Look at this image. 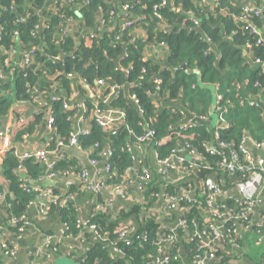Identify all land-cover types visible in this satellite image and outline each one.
<instances>
[{"label": "trees", "instance_id": "1", "mask_svg": "<svg viewBox=\"0 0 264 264\" xmlns=\"http://www.w3.org/2000/svg\"><path fill=\"white\" fill-rule=\"evenodd\" d=\"M161 1L0 0V124L17 103L30 102L40 109V113L35 122L19 131V136L29 135L45 117L46 107L39 102L43 97L57 94L62 88L68 92L66 98L73 105L69 98L67 74L78 75L93 89L96 88L95 81L102 79L119 86L117 97L109 107L124 112L125 125L118 126L116 134L112 135L89 117L94 106L92 101L85 102V112L64 109L60 102H56L52 107L54 138L49 148H54L59 138L68 141L74 131L73 119L78 115L79 129L86 131L79 135L80 147L91 149L97 144L98 149L109 148L112 154L107 163L113 176L107 183L119 184L126 169L133 165L128 146L136 142V137L153 130L150 143L157 147L160 158L167 156L177 142L187 141L197 149L205 163L197 181L216 176L214 181L218 186L227 191L234 190L237 182L246 179V174L228 175L217 170L218 156L207 154L203 144L212 140L215 127L220 132L221 141L237 150L245 136L251 135L256 142L264 141V133L260 134L264 103L258 101L257 107L241 105L237 98L238 94L245 98L260 92L264 102V66L254 63L256 58L264 61V19L252 14H248L249 18L244 22L234 18L243 13V6L248 2L259 5L263 0H209L206 3L201 0H168L158 8V17L153 7ZM125 5L129 7L127 10L123 9ZM125 21L132 23L122 28ZM251 26L262 31L263 38L252 32ZM63 30H67L64 35L61 34ZM90 34L94 37L85 43L84 37ZM259 39L261 42L257 43ZM14 46L19 49L14 57L16 60L20 61L25 52L32 54L28 65L7 61V52ZM183 64L186 69H178ZM156 80H160L158 90ZM217 84V93L230 101L227 111L223 112L226 125L219 128L215 123L208 128V124L202 123L185 139L172 133L171 127H176L183 116L176 107L161 106L158 100L173 104L181 102L197 116L208 117L212 98L210 89ZM237 84L244 86L236 91ZM155 94L158 100L154 99ZM95 103L102 110L107 108L103 102ZM167 136L171 138L158 144ZM188 163L189 160H185L184 165ZM73 167L72 159L67 156L49 168L32 159H19L13 155L12 149L0 153L1 174L9 183L10 217L17 219L20 225L27 206L35 197L22 187L23 179L19 175L22 168L30 180H38L49 172L60 176ZM194 181L193 177L182 184L185 188L180 189V184L161 183L153 178L142 185L143 202L122 206L114 213L107 209L97 211L95 204L88 223L95 225L101 239L87 252L83 264H151L164 255L170 257L171 264H183L178 251L180 241L188 260H195L204 254L199 247L202 239L207 238H213L210 247L215 252L213 260L225 262L230 259L233 244L243 241L228 229L234 227L232 223L240 226L245 221H217L200 214V205L182 195V191L191 189L196 192L202 186L199 184L198 187ZM53 192L61 198L67 194ZM161 192L177 196V210L167 211L164 201L157 207L158 193ZM95 197V203L103 206L102 197L99 194ZM234 197L221 202L234 208ZM51 210L59 211L61 222L67 223L65 234L81 235L83 232L86 236L89 233L76 226L78 215L74 201L67 202L64 207L51 205L48 212ZM161 211L165 221L176 222L181 218L186 220V227L162 228L158 219ZM140 212H147V215L138 229L126 239H120L119 221ZM260 214L264 216V210ZM213 223L222 228L221 235L216 238L210 229ZM195 229L203 233L201 237L193 234ZM169 236H172L169 241H160ZM6 240L10 245L9 239ZM114 247L120 252L113 254Z\"/></svg>", "mask_w": 264, "mask_h": 264}, {"label": "crops", "instance_id": "2", "mask_svg": "<svg viewBox=\"0 0 264 264\" xmlns=\"http://www.w3.org/2000/svg\"><path fill=\"white\" fill-rule=\"evenodd\" d=\"M50 0H47L49 2ZM245 56L248 58L249 55ZM79 76L73 77L69 81L70 87V99L73 105H79L86 101H100L107 105V108L103 110L100 119L108 125L121 126L124 123V114L120 108L109 107L119 92L120 88L114 87L113 83H106L105 86H95L93 89L85 82L79 80ZM242 86H244L242 84ZM216 85L211 86V104L209 107L210 114L207 119L203 120L202 123L208 124V128L213 127L218 122V113L216 111ZM56 88H59L58 86ZM126 90V87L124 88ZM58 95L66 97L68 92L62 88L58 89ZM262 103V97L260 92L256 95ZM154 99L158 100V95L155 94ZM161 106H174L182 114L183 122L195 120L194 113L190 112L181 102H169L167 100H158ZM22 106V108H18ZM23 113V116L28 119L27 124L35 122L36 116L40 113V109L35 107L30 102L17 103L13 106L11 113L3 119L0 126L5 129H10V142L5 146L0 142V148L12 149L13 155L19 157L26 151H32L41 147H49L50 143L54 138V131L47 126L46 116L42 117L40 122L36 124L35 130L29 135L21 134L19 131L24 126L12 127L16 123L14 116L17 110ZM79 116H75L73 119L74 131H78L79 127ZM262 131L264 133V111L261 115ZM26 124V125H27ZM254 139L251 135H248L245 141V145L255 154L264 155V151L256 148L253 145ZM8 142V141H7ZM178 145L181 142H177ZM47 147V148H48ZM49 149V155L47 159L48 165H55L57 161L61 160L60 156L64 155L71 158L74 167L65 171L60 176L54 177H42L38 180H30L26 174V170L22 168L19 171V175L23 181H30L31 183L38 185L43 191L48 192L49 190H57L63 193H71L73 201L76 205L78 217L86 221L89 219L92 209L96 204L95 195L85 187L81 181L80 175L82 171H86L91 179L105 180L108 182V175L105 171V160L102 158L97 159L94 163L91 161L93 158L92 151L90 148L83 147H63L58 153H54L53 148ZM133 156V165L126 169L124 177L121 183L112 184L107 183V187L103 189L99 195L104 201L103 210L107 209L110 213H114L122 206L143 202L144 193L139 187L146 182L151 181L153 178L157 179V182L161 183H172L180 178H184L188 181L194 177L196 181L194 184L199 187L200 181H197L200 175V171L205 168L203 160H199L196 165H193L186 169L180 167L176 162H173L170 168L163 174L160 167L157 164V147L151 145V143H137L134 142L131 148ZM186 156L185 154H180ZM45 165V164H44ZM47 166V165H46ZM48 167V166H47ZM146 167L149 170V176L146 179H141V170ZM193 176V177H192ZM213 176L211 179H215ZM121 186V190L117 189V186ZM0 226L6 227L10 218V211L8 205L9 183L5 181L1 174L0 168ZM229 195L236 196L235 190L229 191ZM163 200L159 197L157 199V207L162 205ZM167 210V209H166ZM262 209L254 210V216L257 218L259 211ZM168 211V210H167ZM202 214H206L203 211ZM144 212H140L136 216H130L125 219L127 223H130L134 227H138L145 217ZM158 217L162 228L170 227L174 228L176 222L172 220L165 221L164 214L161 211ZM25 219L27 221V231L21 237H15L13 233H5V239H9L10 245L14 250V255L11 258H7L0 247V264H29L33 258L37 259L42 264H58L59 261H66L68 264H83L87 256V252L98 242L97 237L94 233L89 232L86 236L82 232L80 235H61V218L59 211L51 210L44 215L39 213L38 205L36 203L27 206L25 211ZM164 219V220H163ZM86 233V232H85ZM1 235V234H0ZM52 236L49 243L45 245V237ZM179 241L182 238H177ZM45 249L42 253H37L39 248ZM113 254H117L112 250ZM179 253L182 256L183 264H196L197 259L188 260L184 251V245L180 241ZM231 258L225 262L212 260L209 264H264V248L256 244L253 239L246 238L241 244H233L231 248ZM37 254V256H36Z\"/></svg>", "mask_w": 264, "mask_h": 264}, {"label": "built area", "instance_id": "3", "mask_svg": "<svg viewBox=\"0 0 264 264\" xmlns=\"http://www.w3.org/2000/svg\"><path fill=\"white\" fill-rule=\"evenodd\" d=\"M209 0H201L202 3H206ZM216 1V0H211ZM165 3H168V0H162L159 5H155L153 7L154 14L160 17V14L158 12V8L161 5H165ZM129 7L127 5L123 6L124 10H127ZM248 14H252L255 16H260L264 19V0L261 4L255 5L252 2H248L243 6V13L239 16H235V20L239 22H244L248 20ZM23 18H20L22 20ZM131 21H125L122 24V28H125L129 25H131ZM195 23H197L195 21ZM251 31L255 32L256 34H261L262 37V31L257 30L255 27L251 26ZM67 32V30L61 31V34L64 35ZM94 37V34H90L84 37V42L89 43V41ZM261 39L257 41V43H260ZM19 49L17 46L11 47L8 50V59L9 63L13 64H20V65H28L31 59L32 54L25 52L22 55L21 60H16L14 57L18 54ZM125 55V54H124ZM57 58V57H55ZM254 63L264 66V61H261L259 58H256ZM69 79L71 80L73 77H76L78 75L74 73L67 74ZM79 80L85 82L83 78H79ZM157 82V90L160 88L159 83L160 80H156ZM106 81L102 79L96 80V85L98 86H105ZM114 87L119 86L117 84H114ZM256 85H258L256 83ZM241 87H243L241 84H237L236 91H238ZM216 90H218L219 85H216ZM131 97H135L134 95H131ZM239 103L241 105H248L252 107L258 106V101L261 102V100L255 96L252 97H245L243 98L241 95L238 94L237 96ZM40 103L45 106V116L47 121L48 128L52 129L54 131L53 127V112L52 107L56 102H60L61 106L64 109H73V110H80L82 112H85L87 107L86 103L77 104V105H70L69 100L66 97H62L58 94L50 93L46 97H43L40 101ZM93 108L90 110L89 117L95 120V122L102 128L108 130L112 135L116 134V129L118 126H112L108 125L105 122H103L100 119V116L103 112L102 109H100L95 101H93ZM216 102H217V115H218V122H216V125L220 127H224L226 125V119L224 117L223 112L227 111L228 104L230 103L229 100H224L222 94L217 93L216 95ZM135 103L137 105L138 101L135 99ZM18 108H22V106H19ZM21 109L17 110V113L14 115L16 123L12 127H18V126H25L28 122V119H26L23 116V113H20ZM124 114V112H122ZM207 119V116H197L195 115V120L187 121V122H179L176 127L172 128V133H175L179 138L185 139L187 137V134L192 132L193 130L197 129L201 124L202 121ZM125 125V115H124V123ZM12 132L10 129H5L4 127L0 126V142L2 145H6L10 142V133ZM86 131L78 129V131H73L70 133V137L68 141H65L64 138H59L56 141V145L53 148L54 153H58L61 148L63 147H80L78 138L80 134H85ZM153 130H147L145 134L142 136H138L135 138V141L137 143H150L151 138L153 136ZM171 137L167 136L159 141L158 144L165 143L168 141ZM247 136H245L241 143L238 145V150L232 148L225 142L221 141L220 139V132L215 127L213 131V137L211 141L205 142L203 144L205 151L207 154L210 155H216L218 156V160L215 162L216 169L227 173L228 175H234L235 173L246 174V179L243 181L237 182V184L234 186V190L237 193V195L234 197V203L235 207L231 208L228 207L226 203H223L221 201H225L226 198H229L231 195H229V191L226 189L221 188L217 185V183L211 179L208 178L206 180L201 181V187L195 191H192L191 189L182 191V195L188 198L191 202L195 204H199V212L202 214L203 211H206V214L202 215H209L211 218L217 220V221H235L238 223L239 221H245L243 223H240V226H236L235 223H232L234 225L233 228L228 229V232L235 233V236L237 239L244 241L246 238L253 239V241L263 246L264 248V216L259 213L257 214L258 217L256 218L254 215V210L256 209H262L264 210V155H255L246 145ZM8 141V142H7ZM253 145L264 151V141L263 142H253ZM48 147V145H47ZM41 147L34 149L32 151H26L23 154L19 155V159H32L34 161H37L39 163L47 165L49 168H52L53 165H48L47 159L49 155V147ZM132 144L128 146L129 151H131ZM6 150V148L2 147L0 148V153H3ZM91 151L95 153L93 158L91 159L92 162H96L98 158H102L105 160V171L108 175V179H111L113 176V173L110 169V164L107 163L108 158L111 156L112 151L105 147L103 149H98V145L94 144L91 147ZM180 154H185L186 156H182ZM96 156V157H95ZM65 158L64 155L60 156V159ZM202 160L199 152L196 148H194L189 142H181L180 145L176 144L167 156L160 158L159 154L157 152V164L160 167V170L164 174L168 168L171 167L173 162H176L180 167L183 169H186L188 172V168L196 165L199 160ZM185 160H189V163L187 165H184ZM212 169L210 166L209 169ZM55 174L53 172L47 173L45 177H54ZM149 176V170L146 167H143L141 170V179H146ZM81 181L85 185L87 189H89L94 195H98L103 189L107 187V183L105 180H96L91 179L88 176V173L86 171H82L80 175ZM188 180L184 178H180L175 182H172L174 184H180V189L185 188V184ZM23 189L28 192L34 194V199L30 202V204L36 203L38 205L39 213L41 215H44L48 212L51 205H55L57 207H64L67 202L73 201V196L71 193H67L63 198H61L59 195L54 194L53 190H49L48 192L43 191L38 185H35L31 183L30 181H23L22 183ZM118 190H121V186H117ZM139 189H142V185L139 187ZM1 196V193H0ZM158 196L166 203V209L168 211H175L178 208L179 199L175 194L167 193V192H161L158 193ZM202 198V199H201ZM95 210L100 211L103 210V206L96 203ZM261 210V211H262ZM147 215V212H144ZM23 222L19 225L17 223V219L15 218H9V222L6 227L0 226V247L3 252V254L7 258H11L14 255L13 248L9 245L8 241L5 239V233H13L15 237H21L24 235L27 231V221L25 219V216H22ZM89 219L86 221L81 220L79 217H77L75 223L76 226L80 229L84 230L85 232H92L97 237V239H101V235L96 231L95 225L92 223H88ZM186 220L178 218L176 221V226L172 228V230H175L177 227L185 226ZM68 229V225L66 222H61V235L64 237L67 234L65 232ZM117 229L119 230V238L120 239H126L128 236H130L135 230L138 229V227H134L130 223H127L125 219L119 221V225L117 226ZM210 229L214 235V238L219 237L221 235V225L219 224H211ZM202 232H199L198 229H195L193 234L202 236ZM203 234V233H202ZM172 236H169V238L165 237L162 238L160 241L167 242ZM207 238V237H206ZM50 239H52V236H46L45 237V245L49 243ZM202 243L200 244L199 249H202L204 251V254H201L197 257V263L196 264H209L210 261H212L215 258V252L214 249L210 248L213 244V238H207L202 239ZM160 242V243H162ZM159 243V244H160ZM236 244V243H234ZM113 250L116 253H119L120 250L117 247H114ZM45 251V249H42L41 247L38 249L37 253H42ZM46 252V251H45ZM37 256V254H36ZM170 257L167 255H164L162 257L156 258L154 261H151V264H171ZM29 264H42L37 259L33 258L32 261H30Z\"/></svg>", "mask_w": 264, "mask_h": 264}, {"label": "water", "instance_id": "4", "mask_svg": "<svg viewBox=\"0 0 264 264\" xmlns=\"http://www.w3.org/2000/svg\"><path fill=\"white\" fill-rule=\"evenodd\" d=\"M178 69H186V65L183 64V65H181L180 67H178Z\"/></svg>", "mask_w": 264, "mask_h": 264}, {"label": "rangeland", "instance_id": "5", "mask_svg": "<svg viewBox=\"0 0 264 264\" xmlns=\"http://www.w3.org/2000/svg\"><path fill=\"white\" fill-rule=\"evenodd\" d=\"M58 264H68V263H66V261L63 262L62 260V261H59Z\"/></svg>", "mask_w": 264, "mask_h": 264}]
</instances>
